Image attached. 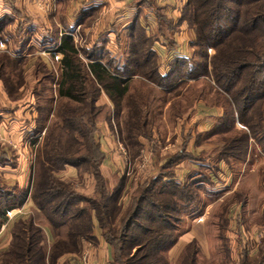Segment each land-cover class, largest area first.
Here are the masks:
<instances>
[{
  "label": "trees",
  "instance_id": "1",
  "mask_svg": "<svg viewBox=\"0 0 264 264\" xmlns=\"http://www.w3.org/2000/svg\"><path fill=\"white\" fill-rule=\"evenodd\" d=\"M144 2L147 1L139 0L135 4ZM13 12L19 15L18 9L14 8ZM182 20L188 22L195 37L191 43L194 55L172 59L169 72L165 75L159 71L158 54L152 49L154 38L146 37V30L136 20L130 29L133 36L129 57L121 67L114 65L115 60L102 46H95L90 50L77 47L72 30L68 29L51 54V59L61 66L60 97L79 104L81 111H85L89 101L88 88L97 91L96 97L104 92L114 110H120L128 98L134 109H131L130 120L135 122V128L138 129L140 123V128L145 129L151 108L146 103L148 111L143 110V106L140 110L139 104L146 101L143 99L147 95L145 92L151 93L155 99H158L156 93L164 96L172 93L177 95L180 93V86L186 81L198 84L204 78L209 83L213 81L218 89L213 88L214 93L219 99L223 98L236 115L231 116V128H226L228 124L224 117L208 135H215L221 128H226L225 132H231L238 119L248 127L252 139L258 140L264 152V0H187ZM14 22L15 19L10 15L0 17V46L8 42L7 28ZM209 49H213L216 55L210 57L207 53ZM56 53H60L63 58L58 60ZM24 66L25 58L20 53L13 57L5 51L0 52V81L10 97L25 85ZM135 81L140 86L137 94L129 97L130 85ZM197 93L198 91L190 89L185 94L184 101L181 100V104H186L185 109H190L199 97H203L204 93L198 97ZM91 97L90 103L93 104L96 97L94 94ZM161 97L160 95V99ZM62 119L65 127L61 126L59 133H65L68 125L74 133L71 140L76 144L89 141L93 147L91 151L98 156L97 166L100 167L105 156L95 139L93 120L88 118L84 127L80 128L73 126L75 120L72 117L63 116ZM257 119L260 122L259 134ZM33 124L30 131L35 147L39 142L35 136L42 130L38 115ZM53 135L52 132L47 134V145L37 163L41 176L37 184L20 192L8 189L6 184H0V231L9 222L11 212L21 210L29 198L34 202L31 214L14 224L12 244L5 252L0 253V264H56L66 255H79L85 243H97L94 234L96 224L101 229L103 239L111 246L113 264H172L169 252L178 243L182 233L176 223L181 219L176 216L190 215L195 219V215H201L209 205L208 202H200L197 192L200 188H196V191L192 184H181L175 180L174 171L169 173L173 163L183 159L185 154H179L166 162L148 184L139 188L133 208L115 227L120 215L118 203L126 178L120 179L119 187L113 193L108 192L101 183L96 198L87 201L89 207H78L81 197L70 190V185L57 179L55 173L66 165L79 167L91 161V158L68 156V150L61 149L63 142L57 139L55 142ZM237 135L230 139L223 153L227 158L243 161L248 154L251 136L242 133L239 134V140ZM135 138L136 134H131L129 139L132 145L138 143ZM51 140L57 144L53 146ZM15 159V152L9 146V153L0 155V165L15 166ZM95 173L103 182L98 169ZM63 232L66 233L65 236ZM49 233L54 244L48 254L46 244H49ZM68 246L72 247L71 251L65 250ZM196 246V240L192 241L182 250L174 264H198L199 251ZM66 264L69 263L66 261Z\"/></svg>",
  "mask_w": 264,
  "mask_h": 264
},
{
  "label": "rangeland",
  "instance_id": "2",
  "mask_svg": "<svg viewBox=\"0 0 264 264\" xmlns=\"http://www.w3.org/2000/svg\"><path fill=\"white\" fill-rule=\"evenodd\" d=\"M3 1L6 6L13 9L15 8V2H17L16 0ZM24 1L19 2L23 5L20 8H24ZM26 1L27 5L32 7V11H36V13L29 11L24 16L22 14L15 15L14 12L4 14L10 15L15 20L19 17L21 22H18L19 28L16 31L10 26L7 28L6 39L8 42H6L7 45L3 51L11 55L13 53L21 54L23 46L28 45L30 41H35L36 46L40 49H37L36 46L32 47L34 55L25 58V66L23 67L25 85L19 89V92L10 97L4 90L6 97L5 99L0 98V114H10L9 111H16L19 114L18 119L20 121L18 122L20 123H18L19 128L17 130L19 132L23 130L24 134L23 137L19 135L18 143H24L25 152L15 153L17 159H15L14 164L16 166L19 158H23L21 168H24L23 166L26 163L25 175L27 177L31 176L32 179L30 187H33L41 179L37 163L42 158L47 145V134L49 135L52 132L54 133L53 140L57 139L63 142L61 149L68 150V156L91 158V161L81 164L79 167L66 165L55 173L57 179L70 185V190L81 197V201H78L77 204L78 207H89L87 201L96 198L101 183L108 192L113 193L119 187L120 179L126 178L118 203L120 215H118L115 222V227H117L126 213L133 208V201L139 188L148 184L159 173V168L166 162L171 161L173 157L179 154H185L183 159L173 163L169 173L174 171L175 180L181 184L188 186L192 184L195 189L200 188L199 191L196 189L200 202L202 204L208 202L209 204L201 215H195L197 217L195 219L190 215L189 217L176 216L181 219L180 222H176L182 232L181 236L186 233L190 234V231L194 229L196 236L199 237V240L193 239L190 241V243L194 240L197 242L198 264H264V152H262L258 140L252 139L248 127L239 122L238 119L236 120L235 129H233L237 133L233 130L231 132L224 131L226 128L232 127L231 116L236 115L233 114L234 112L229 105H226L224 99H219V96L214 93L213 88L217 91L218 89L213 81H211L212 84L207 80L205 81L204 78L199 80L198 84L193 81H186L185 84L180 86L179 94L172 93L164 96L162 93H156L158 99H155L151 93L145 92L147 95L143 99H146V101L144 104H139L140 110L143 106V110L146 111H148L146 103L151 105L145 129L140 128V123L138 129L135 128V122L130 120L129 115L133 108L127 100L128 98L122 104L123 107L120 110H114L112 106L108 105L105 97H102L103 94L96 97L97 91L88 88L89 101L83 112L78 108L80 107L79 104L60 97L59 86L62 81L60 63L51 59L43 45H39L40 42L44 44L43 34L38 33L34 37L35 34L31 33V26L28 24L38 17L46 19L49 24L59 22L60 12L62 11L59 1L49 0L50 9L47 5L48 10H41L37 3L38 0ZM65 1L69 3L71 0ZM146 1L150 5L151 1ZM2 2L0 0V3ZM146 3L144 2L145 5H148ZM53 4H55L56 9L52 11ZM178 4H180V7L176 8V11L180 15L179 17L173 15V18L172 16L167 18L161 15L157 21L160 22L158 25L161 30L172 31L171 36L167 35L168 37H166L168 38L166 45H175L174 39L176 37V39L180 38L177 40L179 50L185 47L183 54H186V45H183V41H188V37L185 33L189 32L191 37V41H188L190 47L195 37L188 22L182 20L187 0H178ZM81 6H83L82 3ZM71 8L72 10L73 8L76 9V6H71ZM117 15L118 13L115 14V16ZM39 18L37 20H40ZM32 37L35 39L33 40ZM188 50L189 57H192L194 55L193 48ZM207 53L210 57L216 55L213 49H209ZM173 54H169V56ZM83 59L87 60L84 56ZM164 70L168 73L169 67H165ZM0 83V85H3L1 81ZM139 86L140 84L137 81L130 85L129 97L137 94L136 91ZM190 89L198 91L197 97L204 94L203 97L198 98L193 107L185 109L186 104H181V100L184 101L185 94ZM145 91H147L146 88ZM92 94L96 97L93 104L90 103ZM160 95L162 96L161 99ZM88 110L91 112H87ZM34 112L38 115L39 127L42 128L41 132L35 136V139L39 141L35 147L32 144L33 141H31L32 133L25 125V120L31 118ZM62 114L67 118L72 117L75 120L73 126L80 128L84 127L83 125L85 122L87 123L88 118H91L95 124V139L99 143L102 153L103 146L107 143L108 146L113 147L109 150L111 156L116 153L113 155L116 160H111L109 165L104 163V169H102L103 164L100 167L97 166L98 156L91 151L93 147L89 141L76 144L71 140L74 133L68 125L66 126L67 133H59L58 129L61 126L65 127ZM224 117L227 119V127L221 128L215 135L209 136L208 134L219 125L220 119ZM9 118H12V114L6 119L9 121ZM82 121L84 122L82 123ZM8 123L11 124V121ZM256 125L259 134L260 122L258 119ZM55 129L57 131H54ZM10 130L14 131V127L9 128L8 132ZM242 133L251 136L247 156L243 161L225 157L226 155L223 152L228 146L227 143L237 134V139L240 140L241 136L239 134ZM131 134H136L135 139L138 143H135V145L130 143ZM9 136L8 134L7 142L12 145L10 143L16 141L10 139ZM53 140H51V143L54 146L57 143H53ZM52 144H50V147H52ZM103 156H105L104 153ZM117 158H119V162ZM30 167L31 169H29ZM97 169L101 173L103 182L96 176ZM8 179L10 187L8 189L22 191L15 184V178L11 176ZM2 180L0 177V183ZM26 214L27 212L23 210L18 214L11 215V218L15 219L16 216H26ZM62 234L63 236L66 235L64 232ZM49 236V244H46L48 254L54 244L50 233ZM65 250L71 251L72 247L68 246ZM170 252L169 258L171 263L174 264L182 251L178 257L175 253L170 255ZM75 256L78 257V254L74 253ZM79 260L75 259L74 264H85L84 260H81V263H79ZM56 264H66V261L63 262L61 259Z\"/></svg>",
  "mask_w": 264,
  "mask_h": 264
},
{
  "label": "crops",
  "instance_id": "3",
  "mask_svg": "<svg viewBox=\"0 0 264 264\" xmlns=\"http://www.w3.org/2000/svg\"><path fill=\"white\" fill-rule=\"evenodd\" d=\"M3 0H1L2 2ZM15 2V8L18 9L19 15H27L29 11H32V7L27 5V1H24V8H20L22 3H19L21 0H16ZM70 1V0H68ZM88 1V2H87ZM139 2V0H71L69 3L66 1H59V5L62 7V11L60 12V21L59 22H52L48 23L46 19L37 20H31L28 24L31 26V33L35 34L37 36L38 33H41L43 36V43H39L40 46L43 45V48L46 49V53H48V56L50 58L51 54L54 53V49L56 46L61 42L60 39L63 38L64 35H66L68 29L72 30V36L75 40V43L77 47L83 50H90L95 46L98 47H104L109 56H111L115 62L114 65H117L118 67H121L123 64H125L128 60V53L130 51V46L132 43L133 34L130 32L131 27L134 25V20L138 22L140 27L146 30L144 35L146 37L154 38L152 49L158 54V60L157 64L159 67V71L162 72V74H167L164 70L165 67H169L168 64L174 57H185L189 56L187 52H189L188 49H191L190 43L188 41H191V37L189 36V32H186V36L188 37V41L185 40L183 37V45H186V54H183L185 47L180 48L177 44V37L174 35V42L175 45H166L168 42L166 37L171 36V32L168 30L163 31L159 27V21L157 19L162 15L166 16L167 18H172L174 16L179 17L180 15L177 13L176 8L180 7V4H178V0H150V5L148 4V1L145 5L144 3H136ZM84 2V3H83ZM19 3V4H17ZM81 3L83 6H81ZM180 3V2H179ZM4 1L0 3V17L3 16L5 13H11L13 12V8H9L8 6H4ZM76 6V9L71 8V6ZM81 6V7H80ZM79 7V8H77ZM163 7V8H162ZM166 10H165V9ZM24 10L26 11L24 13ZM72 11V12H71ZM35 12L36 11H32ZM115 16V14H117ZM149 14V16H148ZM172 14V15H171ZM174 15V16H173ZM109 16V18H108ZM112 16V17H111ZM118 18V19H117ZM18 22H21V18L17 17L14 24L10 26L15 31L17 28H19ZM22 24V23H21ZM23 25V24H22ZM24 26V25H23ZM28 27V26H27ZM11 30V29H10ZM136 35V32L134 31V36ZM168 35V36H167ZM185 36V37H186ZM32 37L34 40L35 38ZM34 43V44H33ZM179 43V42H178ZM2 45H7L6 43H2L0 46V52L3 51L1 48ZM182 45V46H183ZM35 41L25 46L23 52H21V56L23 58H28L34 55L32 52V47H35ZM188 46V49H187ZM37 49L38 46H36ZM31 48V50H29ZM173 52H175L173 54ZM173 54L172 56H169V54ZM182 53V54H180ZM19 54V53H18ZM18 54H12L13 57H17ZM61 57L58 60H61L63 57L60 53H56V57ZM82 56V54L80 55ZM58 58V57H57ZM83 58V56H82ZM103 62V61H102ZM1 84V83H0ZM6 95L4 92L3 85H0V98L5 99ZM102 97H105V99L108 102L109 106H112L109 98L107 95L103 92ZM114 108V106H112ZM33 111V109H32ZM10 114H0V155L5 153H9V146L12 148V150L16 154H21V152H25L24 149V143H18L19 135H22L23 137V130L20 134V132L17 130L19 128L18 121H20L19 114L15 112H10ZM12 114V118H9V121H11V124L8 123L9 115ZM4 116V117H3ZM36 118V113H32L31 118L28 120H25V125L30 130L33 129L34 124L33 120ZM30 124L31 127H28ZM14 127V131H9V128ZM8 134L10 135V139L16 141L15 143L12 142L13 145H9L8 140ZM21 141V139H20ZM10 143V142H9ZM117 146V145H116ZM107 148V149H105ZM111 145L108 146L106 143L103 146V153L105 154V159L103 162L102 169L105 168V164H108L111 162V160H116L115 157L112 154L109 149H112ZM117 148V147H116ZM117 150V149H116ZM23 158H19L18 164L16 166H9V165H0V177L3 179L0 184H3L7 186V188H10L8 185V177L15 178V181L18 186L19 190L27 189L31 184V176L27 177L25 175L26 171V163L24 164V168H21L23 164ZM117 161L119 162V158H117ZM29 166V165H28ZM31 169V167L29 168ZM20 170V172H19ZM103 171V170H102ZM12 172V173H11ZM69 172V170H68ZM14 173V174H13ZM19 175V176H15ZM6 178V179H5ZM34 208L33 201L31 198L28 199V201L25 203V205L22 207V210H14V214H18L19 212H22L23 210L27 212L26 216L21 217H15V219L10 217V220L8 223H6L5 226L0 231V253L5 252L12 244V229L14 227V224L20 220V219H26L32 212V209ZM29 213V214H28ZM97 243H85L84 249L82 251L81 255H78L74 257L70 255L64 256L62 261H67L69 264H74L75 259L79 260V263H81L82 258L87 257L88 264H113V256H112V250L111 246L108 244L106 240L103 239L101 230L98 227V224H96L95 231H94ZM49 236V234H48ZM50 238V236H49ZM178 243L173 247V249L170 252V255L175 253L176 257L179 256V253L183 250V248L190 243L191 240L197 239L199 240V237L196 236L194 229L190 231V234L186 233L179 237ZM73 262V263H72Z\"/></svg>",
  "mask_w": 264,
  "mask_h": 264
},
{
  "label": "built area",
  "instance_id": "4",
  "mask_svg": "<svg viewBox=\"0 0 264 264\" xmlns=\"http://www.w3.org/2000/svg\"><path fill=\"white\" fill-rule=\"evenodd\" d=\"M37 3H38V5H39V7H40L41 10H45V9L48 10V7H49V0H38ZM45 5H46V7H45ZM47 5H48V7H47ZM54 5H55V4H53V6H52L53 8H51L52 11L56 9V7H55ZM49 9H50V7H49ZM1 48H2V49H5V48H6V45H2ZM57 57H58V59L61 58V57H59V56H57ZM10 144H12V143H10ZM12 145H13V144H12ZM11 215H13V212H11V213L9 214V216H11ZM83 260H84L85 264H88L87 257L83 258Z\"/></svg>",
  "mask_w": 264,
  "mask_h": 264
}]
</instances>
